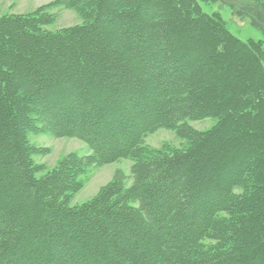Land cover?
Segmentation results:
<instances>
[{"label":"trees","instance_id":"1","mask_svg":"<svg viewBox=\"0 0 264 264\" xmlns=\"http://www.w3.org/2000/svg\"><path fill=\"white\" fill-rule=\"evenodd\" d=\"M210 2L263 38L237 37ZM54 6L81 23L48 31ZM159 128L181 146L145 144ZM30 133L90 153L39 175ZM120 159L130 185L118 176L70 204L88 168ZM0 264H264V0H54L0 15Z\"/></svg>","mask_w":264,"mask_h":264},{"label":"rangeland","instance_id":"2","mask_svg":"<svg viewBox=\"0 0 264 264\" xmlns=\"http://www.w3.org/2000/svg\"><path fill=\"white\" fill-rule=\"evenodd\" d=\"M54 0H0V15L4 14H24L36 10L38 7L47 5ZM202 9L207 12H219L225 20L228 29L240 39H262L263 34L254 28L248 18H241L234 13L232 8L225 3L210 2L201 3ZM48 12L54 15V20L45 28L48 31H58L69 26L81 23L80 16L73 10L61 6L48 8ZM214 119L208 118L201 121L189 122L197 130H206L214 123ZM28 140L38 147L40 152L33 155L34 162L41 164L44 169L42 175L52 169L58 161L66 156L75 154L83 157L90 153L88 145L77 138H56L49 133H30ZM144 143L153 148H160L164 144L174 147L181 146L183 140L177 137L174 131L165 128L156 129L148 133ZM130 159H120L116 162L93 166L80 176L82 188L72 197L71 205H80L90 199L102 186L111 179L123 176L126 177L125 184H131L129 171L131 167Z\"/></svg>","mask_w":264,"mask_h":264}]
</instances>
